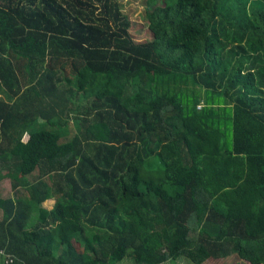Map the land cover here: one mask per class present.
Segmentation results:
<instances>
[{"label":"trees","instance_id":"trees-1","mask_svg":"<svg viewBox=\"0 0 264 264\" xmlns=\"http://www.w3.org/2000/svg\"><path fill=\"white\" fill-rule=\"evenodd\" d=\"M147 5L0 0V264H264V0Z\"/></svg>","mask_w":264,"mask_h":264},{"label":"rangeland","instance_id":"rangeland-1","mask_svg":"<svg viewBox=\"0 0 264 264\" xmlns=\"http://www.w3.org/2000/svg\"><path fill=\"white\" fill-rule=\"evenodd\" d=\"M120 3L122 4L123 8V13L126 14V16L130 19L131 21V27H130V33L132 37L135 39L136 42H144L148 41L152 37V32L149 30V22L146 17V11L148 9H151L149 5H147V0H119ZM72 98V95H70ZM81 98L75 99L73 106L77 107L80 103ZM75 125H73V128ZM73 132V131H72ZM72 136V135H71ZM227 142L232 145L233 142V133H228L226 136ZM157 163V161H156ZM155 163V164H156ZM158 166V165H157ZM155 166V167H157ZM12 185H11V180L6 179L2 182H0V195L3 198H8L12 194ZM55 205V200L51 199L48 200L45 204L44 207L47 208L48 210L52 209ZM38 218V216H37ZM36 221V220H34ZM0 256L1 253H0ZM235 255H232L226 259H221V260H210L206 262L205 264H233L235 263ZM121 264H135L134 261L131 258H127L125 261H123ZM165 264H193L190 261H188L185 258H180L175 261H170ZM242 264H250L247 262H242Z\"/></svg>","mask_w":264,"mask_h":264}]
</instances>
